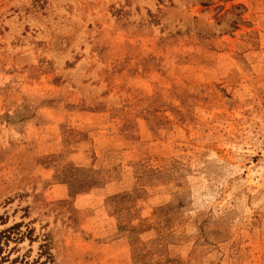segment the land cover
Masks as SVG:
<instances>
[{
  "label": "rangeland",
  "instance_id": "rangeland-1",
  "mask_svg": "<svg viewBox=\"0 0 264 264\" xmlns=\"http://www.w3.org/2000/svg\"><path fill=\"white\" fill-rule=\"evenodd\" d=\"M0 264H264V0H0Z\"/></svg>",
  "mask_w": 264,
  "mask_h": 264
}]
</instances>
